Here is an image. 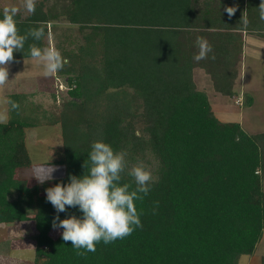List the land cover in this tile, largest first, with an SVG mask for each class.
<instances>
[{
	"label": "trees",
	"instance_id": "1",
	"mask_svg": "<svg viewBox=\"0 0 264 264\" xmlns=\"http://www.w3.org/2000/svg\"><path fill=\"white\" fill-rule=\"evenodd\" d=\"M259 4L53 0L46 11L39 5L34 14L15 17L21 35L42 27L45 36L29 37L14 60L30 59L33 43L49 46L52 28L61 30L55 47L69 61L56 73L69 98L58 114L48 116L27 95L12 94L8 100L19 108L7 103L8 121L0 123V225L34 222L32 264H238L240 256L254 255L264 232V133L219 121L194 71L221 96H236L243 34L264 39ZM226 7L237 11L229 17ZM197 36L212 46L199 62L193 59ZM252 105L245 96L244 106ZM54 125L61 128L63 148L54 165L63 166L65 175L51 187L87 172L96 140L126 152L122 183L135 186L128 172L137 161L153 167L150 192L135 201L142 227L113 243L101 241L83 256L63 241V229L52 227L57 213L46 200L48 186L30 187L17 177L30 166L25 131ZM69 214L82 215L78 208L58 215Z\"/></svg>",
	"mask_w": 264,
	"mask_h": 264
},
{
	"label": "clouds",
	"instance_id": "2",
	"mask_svg": "<svg viewBox=\"0 0 264 264\" xmlns=\"http://www.w3.org/2000/svg\"><path fill=\"white\" fill-rule=\"evenodd\" d=\"M23 8L29 14L36 10V0H23ZM260 19L264 20V0L258 6ZM237 11L236 7H226L229 17ZM20 8L14 5L6 6L0 17V87L9 81V65L14 61L13 53L22 51L26 40L31 37L39 41L45 36L42 27L33 28L27 34L21 35L16 26L15 17ZM247 24V20L243 21ZM51 41V35L48 36ZM198 52L193 59L196 62L207 59L212 52V46L203 36L196 37ZM31 58L44 68L45 75L58 73L69 61L62 56L54 46L39 47L35 43L29 45ZM215 58L214 56L212 57ZM6 103L12 110H17L19 104L12 100ZM6 117L0 115V120ZM126 152L115 151L103 140L91 144L88 154L87 172L80 176L69 175L68 182H57L45 189L46 200L51 203L57 215L53 217L52 227L62 228V239L71 242L77 255L95 252L96 244L101 241L110 244L132 234L136 228L142 227L140 215L135 201L142 200L151 190L155 177L144 161L132 165L128 175L133 178L132 184L122 183V173L127 166ZM84 167V165H83ZM58 167L51 163L33 166L30 177L40 184L53 179V173ZM67 206V207H66ZM68 208H78L80 217L69 214L60 219L59 213L67 212ZM83 249L84 251H80Z\"/></svg>",
	"mask_w": 264,
	"mask_h": 264
},
{
	"label": "rangeland",
	"instance_id": "3",
	"mask_svg": "<svg viewBox=\"0 0 264 264\" xmlns=\"http://www.w3.org/2000/svg\"><path fill=\"white\" fill-rule=\"evenodd\" d=\"M52 1L36 0V6L41 5L42 9L46 11ZM11 5L20 8L17 17L24 18L28 15L23 8V0H0V12L3 13L4 7ZM61 25L64 26L65 24L60 23L58 26L62 27ZM49 32L50 35L52 34L49 45L56 46V36L61 33V30L51 28ZM64 46L68 48L69 44L65 42ZM239 63L237 68L242 75L241 70L246 67V64ZM252 66L249 70L246 67L248 71L251 70L247 76H252V72L254 76L247 78V83L244 81L245 84H243L242 76L234 81L233 89L236 96L233 98L218 94L214 90L212 81L203 76L202 73L196 72L199 69L194 71V80L197 88L207 94L211 110L219 121L225 123L237 122L241 124L247 133L254 135L264 133V69L258 63ZM8 78V83L0 87V115L6 117L4 120H0V123L8 121L6 101L9 95L19 93L27 95L30 104H33L34 108L39 107L48 116H51L49 114H58L61 105L69 100L64 79L58 78L56 73L45 75L43 66L32 59L14 60L9 65ZM245 96L252 99V107L246 108L244 106ZM25 146L30 159V166L17 172L19 179L25 180L30 187L34 185L51 187L54 179L64 177L65 169L59 165H55L58 170L53 173V179L46 181L44 184H40L36 179L30 177L33 166L48 162L54 165V162L62 159L63 148L59 125L27 129L25 131ZM145 164L148 165V163ZM148 167L152 171L153 167L151 165ZM35 234L36 229L33 221L0 225V264H32L35 257V241L33 240ZM263 254L264 232L254 255L251 257L240 256L238 264H260Z\"/></svg>",
	"mask_w": 264,
	"mask_h": 264
},
{
	"label": "crops",
	"instance_id": "4",
	"mask_svg": "<svg viewBox=\"0 0 264 264\" xmlns=\"http://www.w3.org/2000/svg\"><path fill=\"white\" fill-rule=\"evenodd\" d=\"M30 59H32V58H30ZM24 60H27V59H24ZM240 63L241 64L245 63L246 64L245 66L248 67V70L251 69L250 66L255 65L257 63L260 66L264 65V39L263 38H260L258 36L253 35V34H250V33H244L243 34L242 58H241ZM246 67L242 68V70H241L242 73H243L242 75L239 73V69L237 68V71H238L237 79L238 78L240 79V77L242 76L243 84L247 83V78L254 77L253 76V72L251 74L252 76H247L250 73L251 70L248 71ZM196 72H199V71H196ZM202 75L207 77L204 74H202ZM199 77H201V76H199ZM244 81H245V83H244ZM238 99L239 98L237 97V100Z\"/></svg>",
	"mask_w": 264,
	"mask_h": 264
},
{
	"label": "built area",
	"instance_id": "5",
	"mask_svg": "<svg viewBox=\"0 0 264 264\" xmlns=\"http://www.w3.org/2000/svg\"><path fill=\"white\" fill-rule=\"evenodd\" d=\"M240 103V101L238 102V104Z\"/></svg>",
	"mask_w": 264,
	"mask_h": 264
}]
</instances>
